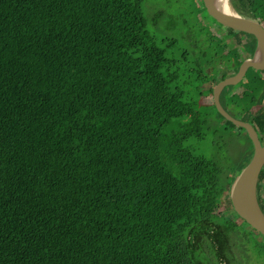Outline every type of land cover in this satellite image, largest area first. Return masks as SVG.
I'll return each mask as SVG.
<instances>
[{
  "label": "trees",
  "instance_id": "16d2710c",
  "mask_svg": "<svg viewBox=\"0 0 264 264\" xmlns=\"http://www.w3.org/2000/svg\"><path fill=\"white\" fill-rule=\"evenodd\" d=\"M173 3L147 4L163 14ZM195 4L208 18L202 0ZM233 4L260 22L264 0ZM145 5L0 0V264H203L201 253L225 264L241 227L264 251V236L230 200L253 143L215 105L200 103L238 72L244 54L253 56L255 37L225 29L219 53L198 65L205 88L191 102L171 45L148 29ZM263 74L249 70L243 93L225 90L221 105L264 144ZM200 109H213L249 143L229 171L188 145L210 122Z\"/></svg>",
  "mask_w": 264,
  "mask_h": 264
},
{
  "label": "rangeland",
  "instance_id": "374dc122",
  "mask_svg": "<svg viewBox=\"0 0 264 264\" xmlns=\"http://www.w3.org/2000/svg\"><path fill=\"white\" fill-rule=\"evenodd\" d=\"M164 1L146 0L144 13L148 29L157 36L162 46L171 45L169 48L170 56L176 60L175 71L180 74L178 84L183 92L191 97L190 101L196 102L199 101V93H203L205 88V85L199 80L200 76L205 78V75L200 72L198 65L213 61L212 56L219 53L220 49L217 46L221 42V35L225 34L227 28H221V25L218 26L219 24L210 16L206 18L205 13L197 9L195 0H173L172 7L167 9L168 13H150L148 2H156L158 7H161L164 6ZM233 1L235 0H231L232 4ZM262 10L260 23L264 26V5ZM233 42V40L229 41V48L234 46ZM183 55H187L186 58ZM244 58L247 60L251 57L248 58L244 54ZM226 71H231L228 66L224 70L223 67L216 70V74L210 79L221 78L224 73L227 74ZM247 80L248 78L245 77L243 82L232 86L231 94L241 95ZM210 86H213V84H209L208 88ZM200 103L202 106L212 107L214 105L213 94L203 97ZM199 111L203 115H210V122L205 126L203 139H193L188 145L193 148L195 154L203 155L215 161L224 170L229 171L234 163L240 161L239 159L248 156L251 150L249 143L242 131L231 128L216 115L213 109L207 111L200 109ZM261 192V198L264 199V191ZM246 228H240L241 235L236 236L235 246L230 247L222 254L225 264H264V251L261 248L262 240L259 238L260 243H258L251 235L253 232L246 231ZM244 245L248 246V252L242 249ZM203 247L205 251H209L212 244L209 241H204ZM213 247L215 248V245ZM200 259L203 264H220L216 256H209L206 253H201Z\"/></svg>",
  "mask_w": 264,
  "mask_h": 264
},
{
  "label": "water",
  "instance_id": "95a60500",
  "mask_svg": "<svg viewBox=\"0 0 264 264\" xmlns=\"http://www.w3.org/2000/svg\"><path fill=\"white\" fill-rule=\"evenodd\" d=\"M208 16L219 25L237 32L252 35L256 40V50L250 59L245 60L235 75L219 82L213 90L214 105L226 121L236 128H243L251 142L254 153L250 163L242 170L234 182L230 200L238 216L254 230L264 236V212L258 200V187L262 168L264 167V144L253 125L234 119L221 105L223 92L243 82L249 70L264 72V26L257 20L241 16L233 7L234 13L228 15L219 10L216 0H202Z\"/></svg>",
  "mask_w": 264,
  "mask_h": 264
},
{
  "label": "bare ground",
  "instance_id": "6f19581e",
  "mask_svg": "<svg viewBox=\"0 0 264 264\" xmlns=\"http://www.w3.org/2000/svg\"><path fill=\"white\" fill-rule=\"evenodd\" d=\"M216 4L220 11L228 15H232V13H234L229 0H216Z\"/></svg>",
  "mask_w": 264,
  "mask_h": 264
},
{
  "label": "flooded vegetation",
  "instance_id": "af4514ba",
  "mask_svg": "<svg viewBox=\"0 0 264 264\" xmlns=\"http://www.w3.org/2000/svg\"><path fill=\"white\" fill-rule=\"evenodd\" d=\"M262 73H264V72H262ZM264 75V74H263ZM263 75H262V78H263ZM264 79V78H263ZM254 112H255V110H253ZM263 189H264V182H263ZM262 193V192H261ZM260 200L263 202V204H264V199H262L261 198V194H260Z\"/></svg>",
  "mask_w": 264,
  "mask_h": 264
}]
</instances>
